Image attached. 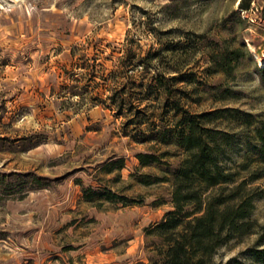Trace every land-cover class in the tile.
Instances as JSON below:
<instances>
[{
  "label": "rangeland",
  "instance_id": "374dc122",
  "mask_svg": "<svg viewBox=\"0 0 264 264\" xmlns=\"http://www.w3.org/2000/svg\"><path fill=\"white\" fill-rule=\"evenodd\" d=\"M245 1L248 11L242 0H0V264L159 259L164 244L152 230L174 210L172 188L137 180L182 159L145 141L177 130L176 101L191 114L238 113L207 126L232 136L222 164L258 178L256 229L227 241L212 264H264L253 255L264 249V0ZM216 45L232 72L217 71ZM153 152L170 156L141 166L136 155ZM114 157L125 168L101 172ZM96 178L145 202L93 208L82 187Z\"/></svg>",
  "mask_w": 264,
  "mask_h": 264
},
{
  "label": "trees",
  "instance_id": "16d2710c",
  "mask_svg": "<svg viewBox=\"0 0 264 264\" xmlns=\"http://www.w3.org/2000/svg\"><path fill=\"white\" fill-rule=\"evenodd\" d=\"M240 9L248 11L250 4L246 5L242 0ZM209 53L213 63H219L216 66L218 72L228 74L234 70L232 59L222 46L216 45ZM256 71L264 77V66H257ZM174 110L181 114L177 130L146 136L145 141L154 139L165 146L175 147L182 157L180 163L167 168L163 177L142 176L137 180L143 186L169 183L172 188L174 210L152 230L162 239L164 250L161 257L150 264H212L217 250L227 241L254 234L256 222L252 220V214L258 194L251 185L258 178L244 179L241 171L228 169L222 164V148L231 143L232 136L207 126L223 119L226 114L236 118L237 112L224 109L191 114L180 101L174 103ZM240 117L247 125L253 124L250 114L243 113ZM256 134L264 154V126L257 129ZM169 156V152L162 157L153 152L138 153L136 158L145 167L159 164L161 158ZM125 166L124 157H114L105 163L101 172L112 174ZM40 179H35L39 188L43 187ZM94 181L97 185H83V201L100 211L106 204L127 208L145 202L142 197L115 192L99 178ZM253 255L264 262V249L255 250Z\"/></svg>",
  "mask_w": 264,
  "mask_h": 264
}]
</instances>
